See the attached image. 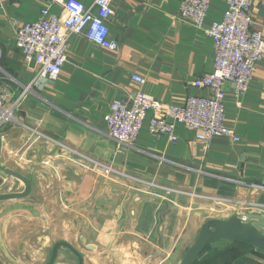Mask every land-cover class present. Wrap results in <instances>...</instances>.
Here are the masks:
<instances>
[{
	"label": "crops",
	"instance_id": "crops-1",
	"mask_svg": "<svg viewBox=\"0 0 264 264\" xmlns=\"http://www.w3.org/2000/svg\"><path fill=\"white\" fill-rule=\"evenodd\" d=\"M62 1L0 0V98L3 108L13 107L0 126V195H18L0 199V264H48L58 242L79 256L61 245L52 264H180L205 220L263 219L264 58L240 106L234 84L224 85L225 124L239 141L218 135L204 147L176 122L170 141L148 132L149 113L134 145L119 148L106 116L113 100L138 88L131 75L142 76L141 90L165 104L207 97L210 90L194 80L213 70V40L177 18L181 0H111L107 23L117 49L74 35L57 78L32 82L36 65L16 47V29L45 6L62 14ZM224 10L225 0H210L204 28ZM252 16L264 36V0H255ZM94 161L114 171L105 174ZM5 170L26 178L29 191ZM201 195L260 205L220 206ZM237 262L264 264V253L254 248Z\"/></svg>",
	"mask_w": 264,
	"mask_h": 264
},
{
	"label": "built area",
	"instance_id": "built-area-1",
	"mask_svg": "<svg viewBox=\"0 0 264 264\" xmlns=\"http://www.w3.org/2000/svg\"><path fill=\"white\" fill-rule=\"evenodd\" d=\"M110 2L111 0H93L90 5H85L80 0H63L62 14H55L45 6L40 10L38 19L18 26L15 45L25 60H34L36 65L32 82L42 78H57L67 59V47L74 35L81 34L92 43L111 51L117 49V42L109 37L107 22L112 13ZM254 2L255 0H225L222 18L204 28L210 0H181L177 18L203 28L213 40V70L194 80L195 87L209 89L210 95H187L181 104H165L141 90L140 86L145 81L142 76L131 75L138 88L127 98L115 99L110 104L106 116L108 137L119 148L132 147L144 121L151 113L148 132L153 135L167 134L170 141L177 139L173 122L193 131L195 139L204 147H208L213 137L218 135L233 142L239 141L234 129L225 124L224 85L226 82L234 84L236 105L240 106L239 99L249 87L256 63L264 58V36L253 26ZM3 103L0 98V126L13 117V107L3 108ZM173 164L184 167L182 164ZM93 165L105 174L114 171L110 166L95 161ZM211 199L219 200L213 197ZM220 200L237 206L244 205L240 200Z\"/></svg>",
	"mask_w": 264,
	"mask_h": 264
},
{
	"label": "water",
	"instance_id": "water-1",
	"mask_svg": "<svg viewBox=\"0 0 264 264\" xmlns=\"http://www.w3.org/2000/svg\"><path fill=\"white\" fill-rule=\"evenodd\" d=\"M33 63L34 60H31ZM6 173L18 177L26 186V193L29 191V181L21 175L5 170ZM18 196L17 194L0 195V199ZM248 219L239 218L237 215H232L228 219L210 218L205 220L199 229L198 235L194 242L183 253L180 264H194L203 250L211 244L218 241L238 242L251 246L264 253V234L259 230V226L264 224L262 220L260 223L254 222L253 224L245 223L244 220ZM260 224V225H259ZM70 248L75 254L78 253L65 242H58L54 245L51 258L48 264H52L57 249L61 246ZM79 256V255H78Z\"/></svg>",
	"mask_w": 264,
	"mask_h": 264
},
{
	"label": "trees",
	"instance_id": "trees-1",
	"mask_svg": "<svg viewBox=\"0 0 264 264\" xmlns=\"http://www.w3.org/2000/svg\"><path fill=\"white\" fill-rule=\"evenodd\" d=\"M222 242L224 241L208 245L194 264H235L246 253L254 249L238 242H229L226 246L218 248Z\"/></svg>",
	"mask_w": 264,
	"mask_h": 264
},
{
	"label": "rangeland",
	"instance_id": "rangeland-1",
	"mask_svg": "<svg viewBox=\"0 0 264 264\" xmlns=\"http://www.w3.org/2000/svg\"><path fill=\"white\" fill-rule=\"evenodd\" d=\"M192 171L194 172V173H196V174H198V175H206V172H204L202 169L200 170V169H193L192 168ZM222 177H224V176H221V175H219V178L218 179H220V180H223V179H221ZM229 182H231V183H233V184H242L243 186H255V184H250V183H245V182H239V181H229ZM142 183V182H141ZM145 184H149V183H146L145 182ZM156 185V184H155ZM165 190H169V191H172V192H176L175 190H172V189H169V188H164ZM201 197H203V198H205V199H207V200H209V201H211L213 204H217V205H220V206H225V205H230L231 203H225L224 201H226V200H220V199H226V197H223V196H216V195H201ZM211 197H213V198H218L219 200L218 201H215V200H212L211 199ZM230 199V198H229ZM241 202H243V204L244 205H242V206H245V207H247L248 209L249 208H256L257 206H259L260 205V203H257L256 204V206H254L255 204H253V203H251L250 204V202L249 201H241ZM236 205V204H235ZM263 215H264V211H263ZM246 217V216H245ZM262 220V222H263V224H264V218L263 219H261ZM243 222H245V223H250L251 221L249 220V219H246V220H244ZM257 223H260V222H257ZM251 224H253L252 222H251ZM260 225V224H259ZM259 230L264 234V227H262V224L259 226ZM199 232V231H198ZM197 235H198V233H197ZM197 235L195 236V239H196V237H197ZM194 238V237H193ZM193 238H191L190 239V242H191V244L194 242V240H193ZM225 242V241H224ZM190 244V245H191ZM189 245V246H190ZM188 246V247H189ZM219 246V245H218ZM187 247V248H188ZM186 251V250H185Z\"/></svg>",
	"mask_w": 264,
	"mask_h": 264
}]
</instances>
